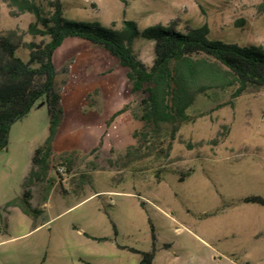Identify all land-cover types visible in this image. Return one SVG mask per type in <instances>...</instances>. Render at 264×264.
<instances>
[{
  "label": "rangeland",
  "instance_id": "374dc122",
  "mask_svg": "<svg viewBox=\"0 0 264 264\" xmlns=\"http://www.w3.org/2000/svg\"><path fill=\"white\" fill-rule=\"evenodd\" d=\"M60 1L72 21L119 28L129 20L141 30L179 32L206 24L211 40L264 50V0ZM33 21L0 0V37L14 32L23 43H39L43 38L27 32ZM134 52L152 64L151 42L136 41ZM27 54L17 51L24 61ZM56 69L55 91L71 111L60 121L57 152L71 154L72 176L89 183L73 192L71 176L58 186L54 171L34 180L32 157L49 134L46 107L37 102L11 126L0 153V264H139L140 255L118 246L149 251L151 227L178 254L157 255L156 264H264V207L241 202L264 198V91L198 96L170 146L128 163L143 126L141 96L131 92L126 71L76 39L62 44ZM24 191L39 205L36 218L21 209Z\"/></svg>",
  "mask_w": 264,
  "mask_h": 264
},
{
  "label": "trees",
  "instance_id": "16d2710c",
  "mask_svg": "<svg viewBox=\"0 0 264 264\" xmlns=\"http://www.w3.org/2000/svg\"><path fill=\"white\" fill-rule=\"evenodd\" d=\"M7 1L20 13L33 15L34 21L28 25L27 32L43 40L23 43L14 32L0 37V153L7 147L11 126L25 117L37 102L44 105L49 117V134L32 157L31 174L35 181L54 171L58 186L65 180L62 175L71 176L69 188L73 192L89 183L85 175L72 176L71 154L58 153L55 147L60 121L71 113L67 96L55 91L56 55L68 39L88 42L108 53L126 71L131 92L141 96L138 108L143 132L140 147L132 148L125 155L128 163L150 156L165 143L170 146L198 96L212 90L230 89L234 90L232 98H237L246 92L264 91V50L211 40L206 24L185 32L161 25L141 30L129 20H123L119 28L115 23L105 27L99 22L88 24L66 19L60 0H41L47 5L39 0ZM138 40L153 44L150 66L134 52ZM19 48L28 53L26 61L17 55ZM107 125L105 121L100 126L102 134ZM29 200L24 191L21 209L36 218L39 212L31 207ZM241 202L264 207V198L260 196L246 197ZM140 206L143 208L144 204ZM113 230L116 235L114 225ZM151 241L148 252L120 248L140 255L139 264H152L156 251L152 227Z\"/></svg>",
  "mask_w": 264,
  "mask_h": 264
},
{
  "label": "crops",
  "instance_id": "0c3cea01",
  "mask_svg": "<svg viewBox=\"0 0 264 264\" xmlns=\"http://www.w3.org/2000/svg\"><path fill=\"white\" fill-rule=\"evenodd\" d=\"M57 136H58V135H57ZM55 147H56V144H55ZM32 202H33L32 199H30V200H29V203H30L31 207H32L33 209L38 208V209H36V210L39 212V205H38V206H34ZM35 207H36V208H35ZM88 238H89V237H88ZM90 239H92V240H94V241H97V242H100V241H101V239H97V238H91V237H90ZM120 247H124V246H118V248H119L120 250H125V251L129 252L128 250H126V249H121ZM151 247H152V241H151L150 250H151ZM155 248H156V251H155V257H154V259H153L152 264H156V263H157V255H178V254H176V252H174V249H173L171 243H163V244H161V243L158 242V240H156V238H155ZM150 250H149V251H150ZM147 252H148V251H147ZM166 264H167V263H166Z\"/></svg>",
  "mask_w": 264,
  "mask_h": 264
}]
</instances>
